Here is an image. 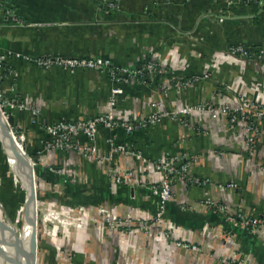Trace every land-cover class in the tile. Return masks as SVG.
I'll return each mask as SVG.
<instances>
[{
    "label": "crops",
    "instance_id": "1",
    "mask_svg": "<svg viewBox=\"0 0 264 264\" xmlns=\"http://www.w3.org/2000/svg\"><path fill=\"white\" fill-rule=\"evenodd\" d=\"M112 1L118 3V8L108 7L107 2ZM260 5L259 8L243 2L230 5L226 0H0V45L38 56L101 55L118 65L131 66L140 65L153 54L167 59L179 78L208 72L214 60L219 63L210 79L201 80L189 89L178 87L169 79L166 80L170 87L167 94L153 83L136 82L126 86V97L119 108L131 109L135 115L149 114L152 101L162 100L171 109L207 99L227 101L230 99L227 96H215L218 81L227 82L234 90L264 104V84L257 82L260 77L257 64L224 60L221 55L233 44L264 45V0H260ZM8 9L14 10L22 23L12 20L7 15ZM37 22L50 24L30 26ZM179 42L185 45L179 46V52L170 53L173 43ZM10 63L18 72L14 93L42 107L49 122L89 117L107 108L114 81L104 72L78 70L72 73L59 66L44 70L15 58H11ZM10 86L11 82L6 79L3 93L12 94ZM231 104L235 102L232 100ZM198 117H192L191 121L196 123L194 128L165 118L131 135L118 130V140L130 142L143 156L142 159L127 152L118 160L123 169L134 170L152 182L161 178L154 168L158 158L184 153L191 156L188 159L190 172L208 179L209 185L188 187L175 183L174 200L168 203L166 212L167 218L175 224L174 238L204 245L211 241L201 230L211 218L210 210L200 204L206 195L240 205L250 214H264V172L258 167L264 163V123L258 154L255 162H250L244 135L231 130L227 119L210 117L201 123ZM14 118L17 125L28 132L29 154L38 159L39 165L54 180L61 179L65 195L71 199L66 203L91 207L111 205L122 217L127 213L156 211L144 188L133 191L124 184L111 183L104 161L93 162L75 150H45L49 135L32 124L30 112H19ZM107 135L103 129L98 132L100 150L110 147ZM53 168L62 169V173H53ZM5 175L3 193L11 190L12 178ZM230 181H235L238 189L222 192L219 185ZM7 198L9 195L2 197L5 212L15 218V209L8 201L5 203ZM68 204L64 207L66 212L71 208ZM78 216L83 223L70 230V237L63 239V245L66 254H75L81 264H140V260L145 264H216L206 255L184 250L164 239L163 242H146L140 232L122 236L106 231L103 235L89 223L87 214L79 212ZM49 244L40 252L41 264L72 261L66 255L67 259L57 263L55 255H49ZM257 245L249 249L251 264H264V249ZM234 247L233 243L220 244L216 252L219 256L226 255Z\"/></svg>",
    "mask_w": 264,
    "mask_h": 264
},
{
    "label": "built area",
    "instance_id": "2",
    "mask_svg": "<svg viewBox=\"0 0 264 264\" xmlns=\"http://www.w3.org/2000/svg\"><path fill=\"white\" fill-rule=\"evenodd\" d=\"M228 4L243 2L253 6L260 0H226ZM116 1L107 2V5L111 9L118 8ZM7 13L12 16L15 22L22 23V20L11 9L7 10ZM7 14V15H8ZM47 23H32L30 25H46ZM180 45H185L183 42L173 43L170 48V53H177L180 51ZM10 55L17 56L20 60H25L30 63H34L44 70H49L55 66L63 67L71 71L72 73L78 70H96L106 73L111 80L114 81V86L111 89V94L107 102V108L104 112L99 114L80 117L76 119L63 118L57 121L49 122L45 120V126L43 128L49 135V139L45 142V150L54 151H71L75 150L81 154L91 158L92 161H104L108 168L107 173L111 183L115 185H126L131 190L135 188H144L145 195L149 198L152 206L156 208V215L149 214L145 216L144 212L127 213L123 218L118 216L113 206L97 204L94 207L79 206L80 210L87 209L90 211V216L94 221L95 212L97 215L105 216L108 222L112 223L115 229L123 228L128 232L131 227H128L127 223L136 220L133 225H139L141 222L152 223L155 227L162 228L164 233H169L173 236L174 222L168 219L165 214L168 208V203L174 200L173 184L180 183L186 186H201L209 185V180L201 178L190 172V166L188 159L191 158L188 154L182 155H164L155 161L154 168L161 174L159 181L149 182L142 178L134 170H125L121 168L118 157L124 155L127 152H131L138 158L143 156L140 152L135 151L130 142H117L118 130H124L127 135H131L137 130L145 129L153 124L162 121L165 118H170L177 121L189 128L196 127L191 121L194 115L199 116V122L204 123L208 118H225L228 121V125L231 130L239 131L241 135L245 137V146L247 159L250 162H255V158L258 154V145L261 138V122H264V104H261L255 100H251L244 93L234 90L231 84L223 81H218L215 88L216 97L230 98L224 102H218L214 99H207L197 104H185L178 108H169L164 101H152L151 112L145 115H135L131 109L119 108L120 100L126 97L125 87L140 82L142 84L153 85L162 89L163 94H167L169 91V85L166 80L169 79L176 83L178 87L183 89L190 88L193 85L199 83L201 80L210 79L214 71L218 66L217 61H213L211 68L205 73H194L191 75H184L180 78L176 76L175 71L169 66L167 59L162 60L153 54L143 59L140 65H118L112 61L109 57L101 55L82 56V57H65V56H52L41 55L31 56L30 54L20 52L18 50L7 48L4 45H0V84L1 81L8 75H12L16 72L14 68L8 66L7 58ZM224 60H242L245 62H254L258 67L257 82L264 84V45L251 46L247 44H233L221 52ZM17 73V72H16ZM160 75V76H158ZM18 76V74H17ZM158 76V77H157ZM159 81V82H158ZM1 91V86H0ZM3 92H0V99L4 97ZM235 104H231V101ZM5 106L15 109L19 108L21 111L29 110L33 114L32 122L36 121L38 113L43 112V108L40 106H34L28 101H21L16 97L6 98ZM194 124V125H193ZM198 128V127H197ZM103 129L108 132V143L110 149L104 152H99L100 147L97 143L98 132ZM85 136L82 139L81 136ZM36 164V162H35ZM263 164V166H262ZM259 165V169H264V163ZM262 166V167H261ZM57 169V168H55ZM62 173V170L59 169ZM263 172V171H262ZM222 192H229L231 190L238 189V184L235 181H230L226 184L219 185ZM201 206L214 212L219 216H223L227 224L237 227H247L249 230H254L260 226V223L264 221V216L254 217L243 210V207L215 199L213 196L206 195L201 200ZM193 207V206H192ZM96 209V210H95ZM93 210V212H91ZM95 210V212H94ZM246 214H245V213ZM139 220V221H137ZM171 222V223H170ZM218 223V222H217ZM230 223V224H229ZM169 224V225H168ZM222 226L223 224L220 223ZM127 226V227H125ZM218 224L214 221L205 222L201 227V230L208 234L213 239L220 238L218 235H212L211 229H215ZM213 227V228H212ZM97 229L101 234L104 233L103 228ZM225 230V231H224ZM224 232L234 234L233 231H228L224 228ZM104 235V234H103ZM224 237V236H222ZM170 241L172 238L169 237ZM229 237L226 239V241ZM175 241V240H174ZM227 241L226 243H228ZM179 247H186L192 250H198L199 245L193 242H187L184 239L178 238L175 242ZM59 251H63L61 246H58ZM64 253V252H63ZM245 255L242 253L241 259ZM240 259V260H241ZM71 262V261H70ZM246 262V261H245ZM69 264V263H68ZM72 264V263H71ZM142 264V263H141ZM225 264H236L235 261H226ZM239 264V263H238Z\"/></svg>",
    "mask_w": 264,
    "mask_h": 264
},
{
    "label": "rangeland",
    "instance_id": "3",
    "mask_svg": "<svg viewBox=\"0 0 264 264\" xmlns=\"http://www.w3.org/2000/svg\"><path fill=\"white\" fill-rule=\"evenodd\" d=\"M8 15H9L10 18H12L11 13L8 14ZM37 23H39V22H37ZM42 23H47V22H42ZM30 26H32V25H30ZM27 54H29V53H27ZM31 56H38V55H31ZM11 58L19 59L15 55H10L7 58L8 66H11V63H10ZM22 61H25V60H22ZM25 62H27V61H25ZM16 72H17V70H16ZM16 72L14 74H12V75L6 76L4 78V80L1 81V84H0L1 91L0 92H3V87L2 86H3L4 82H5V80L9 79V81L11 82L10 88H11L13 93L9 94V95L6 94V93L2 94L4 97H1V99H0V117H2L4 119H7V121H8L7 129H10L13 132V134L15 135V137L17 139V142L21 144L25 154L29 155V157L31 158V162L32 163L30 162L29 158L27 157L28 161L32 164V169L34 170L36 178H37V181H38V183L36 185V189H34L35 186L33 188L35 190V193H34L35 197L32 199L33 204H34V202L37 204V205L36 204L34 205L35 206L34 209L36 210L35 211V216L38 219V220L36 219L37 220L36 228L39 231V233H37V238H38L37 257L40 258L39 257L40 252H41V250L45 249V248L42 249L45 245L48 246L49 242L47 241V243H48L47 244L46 240L49 239L50 242H51L50 243L51 245L49 244V246H51L50 250L48 249L49 252H50L49 255H51L53 253V255H55V260H56L57 263L58 262L61 263V259H63V258L67 259V257H66V255H67L68 258H71V260H72L71 262L69 261V264H71V263L72 264H81V263H79V261L76 260L75 254H72L71 256L66 254V251H65L66 249H65V247L63 245V239L64 238L68 239L70 237V230L73 227H79V224L83 223V220L79 219V216H78L79 212L87 214L89 216V223L93 224L95 226V228L102 227L104 233H106V231H114V232L119 233L122 236H128L130 234H133L134 232H140L142 234V236H144V240L145 239L147 240L146 242L157 241V240H163L164 239L167 242L174 243L175 246H177V244L175 243L177 238H174V234L172 236L171 234H169L167 232L164 233L162 228L155 227L154 225H152V223H150V221L148 223H146L145 221L144 222L140 221L139 225H133V223H136V220L131 221L130 223H127L128 224L127 226L131 227V229L128 230V232H125L126 230L123 229V228H118L116 230L115 227L113 226V224L108 222V220H107V218L105 216H103V215L101 216L100 213H99V215H97L96 212H95L96 209L94 210L95 215H96L94 217H96V218H94V221H93L92 217L90 216V213H89L90 211H88L87 209H84V210H80L79 209V206L83 205V204H80V205L79 204H74V205H72V204L66 203L67 201H70L71 199H69V197L65 195V189H64L63 183H61L59 181L58 182L45 181V180L40 178L39 174L37 173V170H35L36 169L35 161L32 159V157L29 154V151L27 149V139H28L27 133L28 132L25 131V129L20 128L17 125V122L15 120L13 122L10 121V117L13 116V118H14L19 112H21V113L22 112H30L31 122H32L33 114L29 110L21 111L17 107L15 109H12V108H8V107L5 106L6 98H11V97L15 96L16 99L18 98L21 101H25V98H23L19 94H15L14 93L15 84H16V80H17V74H18V72L17 73ZM213 75H214V72H213V74H211V76H213ZM158 76H160V75H158ZM125 94H126V92H125ZM121 102H122V99L120 100L119 105L121 104ZM43 114H44V112L38 113L36 121L35 122L33 121L32 124H37L38 126H40V128L45 130L43 128V126H45V120L46 119H45V116ZM261 124H262V122H261ZM0 137L2 139H3V137H5V133L2 130H0ZM1 138H0V163L2 162V160L6 159V156H5L6 154L4 152V143H2ZM81 138L84 139L85 136L82 135ZM107 138H108V135H107ZM117 142H122V141L118 140V134H117ZM109 146H110V144H109ZM109 149H110V147H109ZM104 151H107V150H99L100 153L104 152ZM258 151H259V145H258ZM84 156H86V155H84ZM89 159L91 160V158H89ZM98 161L99 160H96L95 162H98ZM257 161H258V159H257ZM262 166H263V164H262ZM107 168H108V166H107ZM121 168L123 169L122 166H121ZM5 171H7V176L10 177L11 174H9L8 166L6 168L1 166L0 167V221H2V222H0V224L3 225V226H1V228H4L5 225H6L3 222L4 220H1L2 215H4L3 219H5V214H8L10 216L9 213L5 212V209H4V207H5L4 205L5 204L3 202L4 200L2 201V197H5V195H11V196L14 195V197H16L15 201H13L12 204H10L15 209L14 213H15V216H16L15 219H16L19 216L17 213H18L19 208H20L21 200H22V198H23V196L25 194V192L22 189L21 185H19V183H16V181L14 180V177L12 179L10 177V179H11V185H10L11 190H9V191L6 190L5 193H3V191H4L3 189H4V186H5L4 176L3 175H5ZM52 171L55 174H61L59 169L53 168ZM262 171L264 172V169ZM48 184H50L51 186L48 185ZM46 190H47V192L49 194L47 192H45ZM43 193H47V195L45 196ZM42 196H43V198H42ZM54 198H58L59 199L58 202L55 201ZM66 204H68L67 205L68 208L71 207L70 209H68L67 212L65 211V208H64V207H66ZM83 206L91 207V206H87V205H83ZM95 206H93V207L95 208ZM243 210L245 211V209H243ZM91 212H93V210ZM144 214H145V216H148L149 214H151L152 216L156 215L155 212L154 213L146 212ZM248 214H250V213H248ZM251 215H253L254 217L264 216V214H260V213L251 214ZM22 216H23V218H25V214H22ZM165 216L167 217V212H166ZM218 218H220V219H218V221H216V224H218V226H216L215 229L212 227L213 229H211L210 232H212V235H218L219 234L220 238L213 239V238L210 237L211 241L210 240L207 241L206 244H204V245H202L200 243H197L199 245L198 246L199 249L197 251L196 250H192L190 248H186V247H179V246H177V247L182 248L184 250H191L192 253L206 255L209 259L216 261L215 262L216 264H225L226 261H235L236 264H238V263L239 264H251V256H250V254L252 252L249 251V249L251 247L254 248L257 244H258L257 246H260L261 248L264 249V221H262L260 223V226L256 227L254 230L251 231L247 227H242V228L241 227H237V226L230 227L227 224V222L223 219L224 218L223 216H219ZM8 219H12V218H8ZM12 220H10L11 224H13ZM26 221H27L26 224L28 226L29 225V221L28 220H26ZM137 221H139V220H137ZM220 223H222L223 226ZM23 225H25V224L23 223ZM23 225L21 223L18 228L20 230H22L23 229ZM127 226H125V227H127ZM225 227L227 228L228 231H233L234 234L228 233L229 235H227V233L224 232L225 231L224 230ZM17 231H18V229H17ZM208 235H211V234H208ZM222 236H224V237H222ZM169 237L172 238V241H170ZM228 237H229V239L227 241H229V242L226 243L227 242L226 239ZM4 238L7 239L8 241L12 239V237L10 238L9 236L4 237ZM46 238H48V239H46ZM186 241L189 242L188 240H186ZM232 243L235 246L232 249V251L229 254L219 256V254L216 252V247L218 245H220V244L225 245V246H230V244H232ZM58 246L62 247V250H63L62 252L58 250ZM52 248H54V249H52ZM132 253L134 254V251H132ZM242 253H244L245 255H243V257L241 259ZM47 254H48V252H47ZM24 255L25 254H23L21 256L22 257L21 260H19L20 263H21V261H24L21 264H25L26 263L25 262V258H27V260H29L28 259L29 257H24ZM140 261H141L140 264L141 263L145 264L143 262L144 260H140ZM66 262H65V264H67ZM0 264H13V262L9 261V260L8 261L5 260L4 257H3V260L1 261ZM38 264H41L40 260H38Z\"/></svg>",
    "mask_w": 264,
    "mask_h": 264
},
{
    "label": "bare ground",
    "instance_id": "4",
    "mask_svg": "<svg viewBox=\"0 0 264 264\" xmlns=\"http://www.w3.org/2000/svg\"><path fill=\"white\" fill-rule=\"evenodd\" d=\"M7 125V119L0 117V130L5 133V137H3L2 139V143H4V152L6 154V159L2 160V162L0 163V167L2 166L6 168L8 166L9 174H11L10 177H14V180L16 181V183H19V185H21L25 194L21 200L20 208L17 213L19 216L18 218H16V220L8 214H5V219H3L4 215H2L1 220H4L3 222L6 225L4 228H1V226L3 225L0 224V263L4 257L5 260L12 261L13 264H21L24 262H19V260H21L22 258L21 256L25 254L24 257H28L32 238L36 232L39 233L38 229L36 228V222L38 219L35 216L36 210L34 209V205L36 203L34 202L33 204L32 201V199L35 197L34 189H36L38 181L35 172L32 169V164L28 161L21 144L17 142V139L13 132L10 129H7ZM22 214H25V218H23ZM8 218H12L14 221ZM27 219H31L29 221V227L26 224ZM10 220H12L13 224H11ZM21 223L22 225L23 223L25 224L23 225L22 230L18 228ZM7 236H9L10 238L12 237V239L8 241L4 238ZM25 262V264H30L27 258H25ZM36 262V264H38V257Z\"/></svg>",
    "mask_w": 264,
    "mask_h": 264
},
{
    "label": "trees",
    "instance_id": "5",
    "mask_svg": "<svg viewBox=\"0 0 264 264\" xmlns=\"http://www.w3.org/2000/svg\"><path fill=\"white\" fill-rule=\"evenodd\" d=\"M245 1H247V0H245ZM253 7H257V8H259V7H261V5H260V2H257V3H255L254 5H253ZM31 157H32V159L36 162V170H37V173L39 174V176H40V178L41 179H43V180H45V181H51V182H58L57 180H54V178H52V176H50L51 174H48V172H46L45 170H44V168H42L40 165H39V162H38V159L34 156V155H32L31 154ZM63 177V176H62ZM61 180V179H60ZM59 180V181H60ZM175 184V183H174ZM174 184H173V186H174ZM172 186V187H173ZM15 198L16 197H14V195L13 196H11V195H9V198H7V199H5V202L6 201H8L9 203H11L12 204V202L13 201H15ZM42 198H43V196H42ZM11 216V215H10ZM11 217H13V216H11ZM219 217V215L218 214H216V213H214V212H211V218H210V221H218V219H220V218H218ZM39 259V258H38Z\"/></svg>",
    "mask_w": 264,
    "mask_h": 264
},
{
    "label": "water",
    "instance_id": "6",
    "mask_svg": "<svg viewBox=\"0 0 264 264\" xmlns=\"http://www.w3.org/2000/svg\"><path fill=\"white\" fill-rule=\"evenodd\" d=\"M10 121L13 122L14 118L13 116L10 117ZM26 155V154H25ZM26 157L29 158L30 162H31V158L29 157V155H26ZM32 163V162H31ZM35 169V168H34ZM36 170V169H35ZM34 171V170H33ZM2 222V221H0ZM29 255H28V259H29V263L30 264H36V260H37V250H38V238H37V232L34 234L33 238H32V242H31V246L29 248Z\"/></svg>",
    "mask_w": 264,
    "mask_h": 264
}]
</instances>
